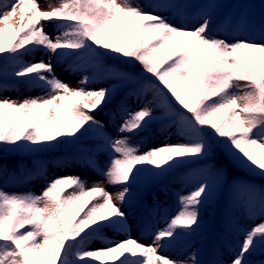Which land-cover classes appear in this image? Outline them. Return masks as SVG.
<instances>
[{
	"label": "snow or ice",
	"instance_id": "snow-or-ice-1",
	"mask_svg": "<svg viewBox=\"0 0 264 264\" xmlns=\"http://www.w3.org/2000/svg\"><path fill=\"white\" fill-rule=\"evenodd\" d=\"M48 7L42 10L39 0H0V61L12 67L6 75L45 93L22 102L0 99V152L36 153L61 143L76 145L74 155L34 161L36 171L28 170L23 179L47 180L49 163L79 166L97 171L117 190L113 194L95 181L88 187L79 175L57 176L39 195L0 188V264H187L160 250L199 227L200 206L209 194L207 181L178 195L177 212L166 218L164 228L150 233L148 245L131 236L130 214L123 206L132 205L133 184L162 179L210 157L216 147L238 166L264 176V16L242 10L214 23L221 7L217 0H208L191 16L189 5L174 0H57L55 5L49 0ZM164 12L180 19V26ZM190 20L199 23L188 27ZM45 23L53 25V34L45 31ZM37 51L48 60L21 59ZM105 57L136 62L142 73L105 65ZM53 61L65 65L69 74L86 69L92 74L82 75L71 87L56 76ZM109 79L118 83L87 87ZM6 86L0 84V91ZM123 88L129 90L106 114L110 124L119 118L116 131L128 135L113 138L94 113L110 105ZM130 96L147 102L132 111ZM156 109L160 116L154 115ZM154 123L161 133L175 126V134L185 142L142 152L149 137L139 143L131 139L150 133ZM83 139L98 143L88 147L80 143ZM101 153L108 157L103 166L97 159ZM0 171L7 174V166ZM259 214L264 216V192ZM141 228L149 231L150 225ZM107 230L126 238L117 240ZM242 234L235 247L222 244L234 253L227 264H264V259H251L264 255V222ZM92 243L101 246L92 248ZM222 255L217 250L211 264H226ZM189 260L200 264L195 254Z\"/></svg>",
	"mask_w": 264,
	"mask_h": 264
},
{
	"label": "trees",
	"instance_id": "trees-1",
	"mask_svg": "<svg viewBox=\"0 0 264 264\" xmlns=\"http://www.w3.org/2000/svg\"><path fill=\"white\" fill-rule=\"evenodd\" d=\"M228 1L229 0H219V4L221 5L220 8H224L225 4ZM207 2L208 0H205L202 4ZM254 3L255 9L252 11V13H254L257 18L264 16V0H254ZM199 6L200 5H196L190 8V16L198 10ZM219 13L213 17L214 23L219 22L225 16L224 13H221L218 20L217 16L219 15ZM162 14L168 16L170 22L174 18L171 13L167 14V12H164ZM213 34L215 35L216 33ZM104 64H118L119 67L125 69L126 71L133 72L137 75L142 73L141 66L136 62L125 63L118 58L105 57ZM6 73L7 71L5 67H2L0 69V79H3V81L0 82V84H6L17 93L30 92L32 90L22 83H16L15 79L7 78ZM90 74H92V70L90 71ZM116 83H118L116 80L109 79L103 82L89 84L87 85V87L90 89L108 88ZM128 90V88L118 90L110 105H108L103 111L94 113V115H96V119L104 123L105 131L112 137L117 132L116 125H118V123L116 120V125L110 124L106 113L115 109L119 101L124 98V93ZM208 131L211 132L210 129ZM141 135L137 136V142H140L139 137H141ZM80 143L87 145L88 147H92L96 143H98V141L95 139H83L80 141ZM76 150V145L61 143L54 148H50L49 150L40 151L36 153H29L26 151L0 152V166H7V174L4 173L6 176L12 175L18 181H22L24 180L23 176L27 174L28 170L36 171L37 165L34 164V161H52L54 158H61L65 156L74 155L76 153ZM221 153H225V155H222ZM97 159L101 166H103L108 157L106 154L101 153L97 157ZM191 164H198L201 166L211 165L214 169H216V171L217 169H220L222 170V172L219 173L218 186L215 189L213 196H208L206 202L200 206L199 227L196 228V230L190 235L178 236L173 242L168 245V248H173L174 245L179 241H184V247L181 252L186 255L188 254L191 245H193L198 239H203V245L206 247L207 252L206 259L202 264H211L214 259L218 258L217 250H219V252L223 255H234V253H229L228 249L222 246L223 243H230L231 245H233V247H235L237 239L242 240V230L239 229L241 231H237L236 229L238 228L234 227L232 224L233 218H240L242 217V214L238 212V210L232 209L229 205L223 203L222 196L224 194V188L229 184L230 181L245 178L246 180H251L257 187L258 192L262 193L264 192V176H261L259 174V171H252L246 167L238 166L236 163L233 162L231 157L226 154L222 147H216L210 157L200 160L199 162H190L185 166L180 167L179 169L183 170ZM21 165L23 166V171H21ZM51 169L55 170L56 172H58L59 170V168L54 167L51 163H49L47 171ZM62 169H66L67 172H69L70 169H74L80 171L81 173L85 170V168H81L79 166H73ZM88 172L91 174L100 175L97 171H93L92 169H88ZM41 179L43 178H39L38 180ZM162 183V179H142V182L138 183V185H140L142 188H145L147 191H151L149 193L147 192L145 197L146 199L143 202V207L148 210L151 216L149 219V223L152 222L154 219L158 218L157 216H154V213L156 211V208L161 203L160 198L163 194L159 192V188L163 186ZM131 194L132 198L137 196L136 194H134V190H132ZM256 209L257 208L255 207L254 213L257 212ZM177 210L178 204L177 201L174 199L170 206L164 209L161 218L166 223V218H171L173 215H175ZM254 218L255 215L253 214L252 219ZM251 259H264V255H254L251 257Z\"/></svg>",
	"mask_w": 264,
	"mask_h": 264
},
{
	"label": "rangeland",
	"instance_id": "rangeland-1",
	"mask_svg": "<svg viewBox=\"0 0 264 264\" xmlns=\"http://www.w3.org/2000/svg\"><path fill=\"white\" fill-rule=\"evenodd\" d=\"M199 0H174L177 4H187L192 6L194 3H196ZM57 0H51V3L55 5ZM141 3H144V0H140ZM39 4L42 10H49V0H39ZM188 7V8H189ZM254 9V3L253 0H231L226 8L224 9V12L226 14H239L242 10H248L252 11ZM18 15L17 14V21H18ZM176 25L181 24V20L178 18H174L173 22ZM199 23V21H189L188 27H194ZM45 31L49 34H53L55 29L52 24L45 23ZM22 60L26 62H36L40 59H44L45 61L48 60V55H45L42 52H35L29 55H25L21 57ZM54 71L58 78L63 80L65 83L69 84L71 87H76L78 84V81L80 80L81 76L84 75L83 72H76L75 74H69L64 70L65 65H57L55 61H53ZM8 71H12V67L10 65L7 66ZM45 93L41 91L40 89H32L30 93L26 94H17L15 93L11 88L5 87L2 91H0V99L2 98H9L16 102H22L25 98H32L37 96H43ZM152 98V93L149 92L147 95V99ZM147 100L141 99L137 100L135 96H130L127 99V105L129 109L132 111H135L145 105ZM154 115L160 116L161 110L156 109L154 111ZM118 123H120V119H117ZM176 128L175 126L167 129L166 132L161 133L159 130V124H156L151 128V132L147 133L149 137V143L141 150L147 151L149 147H157L160 144L163 143H183L185 142L180 137H178L176 134ZM120 135H128L116 133L114 135V138L120 136ZM132 141V139H131ZM220 152V151H219ZM222 155H225V153H221ZM66 171H60L58 174H49L47 176V180L42 181H32L31 184V193L39 195L41 191L44 189L47 181L52 180L53 178L58 176H65ZM68 175H77L76 172L71 171ZM82 178H85L87 181V186L91 187L93 182H100L103 184L104 187L107 188V190L111 193H115L117 188L113 187L109 184H107L106 180L99 179L95 175H88L87 173L83 175L82 173L78 174ZM166 189H169L170 192L175 194L177 197L181 194H188L190 191L194 190L200 182L207 181L209 184V195H212L213 190L218 186V172L216 169H214L211 165H198V164H191L188 167H186L184 170L182 169H176L175 171L171 172L167 176L164 177ZM249 180V179H248ZM243 179H237L230 181L229 184L224 188V194L222 196V201L224 204L229 205L232 209H237L243 213V217L240 219L233 220V223L235 226L240 225V223L245 224L247 227L246 229H250L251 226H256L261 222H264V216H261L259 214V197L261 194L257 192V188L254 185V183L251 180ZM242 187H248L252 191L250 193H242L239 191ZM0 188H3L6 192L9 193H21L23 190H21V187L16 183L15 178L11 175L6 176L4 173L0 172ZM164 202H168L169 196L167 193H165L163 197ZM256 208V213H254L255 220L250 223L251 219V212L253 211L254 207ZM124 210L129 212V223L131 226V236L134 239H138L141 243L148 245L152 242V235L150 233H154L158 229L164 228L163 223L159 220L156 222L152 228L149 231H142L139 228L136 227V216L139 213V210L136 206L131 205L129 207L127 204L123 206ZM160 209L158 210V213H160ZM107 235L114 236L117 240H123L126 237L123 235H115L110 230H107ZM92 248L100 247L101 245L99 243H92L90 245ZM183 244L178 243L175 245V247L167 252H164L163 249L160 250V254L169 257L170 259L177 260V261H187V264H191V261L189 258L195 254L196 259L201 262L203 258V247L201 246V243H198L197 245H193L190 248V252L188 255H184L180 253V250L182 249ZM232 257H226L223 256L222 259L227 263L231 260Z\"/></svg>",
	"mask_w": 264,
	"mask_h": 264
}]
</instances>
